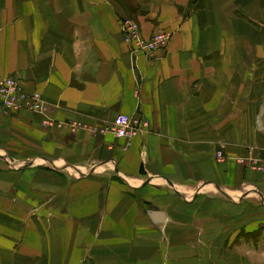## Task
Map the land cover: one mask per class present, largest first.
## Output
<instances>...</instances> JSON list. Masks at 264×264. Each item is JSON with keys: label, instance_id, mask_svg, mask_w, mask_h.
Listing matches in <instances>:
<instances>
[{"label": "crops", "instance_id": "1", "mask_svg": "<svg viewBox=\"0 0 264 264\" xmlns=\"http://www.w3.org/2000/svg\"><path fill=\"white\" fill-rule=\"evenodd\" d=\"M5 77L46 110L0 104V264H264V0H0Z\"/></svg>", "mask_w": 264, "mask_h": 264}, {"label": "built area", "instance_id": "2", "mask_svg": "<svg viewBox=\"0 0 264 264\" xmlns=\"http://www.w3.org/2000/svg\"><path fill=\"white\" fill-rule=\"evenodd\" d=\"M124 40L134 55L153 54L159 49L167 47L172 35L168 32H157L146 38L142 35L140 25L132 18H125L122 22ZM0 104L5 113H18L22 110L45 112L46 107L40 93H28L22 83L13 77L0 79ZM46 125L53 122L47 120ZM149 123L143 117L119 114L112 125L102 131H110L117 137L126 138L131 143L135 137L147 132ZM222 156L221 153L218 155ZM252 170L264 174V156H250L238 158Z\"/></svg>", "mask_w": 264, "mask_h": 264}, {"label": "rangeland", "instance_id": "3", "mask_svg": "<svg viewBox=\"0 0 264 264\" xmlns=\"http://www.w3.org/2000/svg\"><path fill=\"white\" fill-rule=\"evenodd\" d=\"M263 153V154H261ZM260 156H264V152H261ZM256 155L258 156L259 154L256 153ZM260 234H261V231H260ZM259 235V231L256 229L254 232H253V236L251 238H254V237H257Z\"/></svg>", "mask_w": 264, "mask_h": 264}]
</instances>
